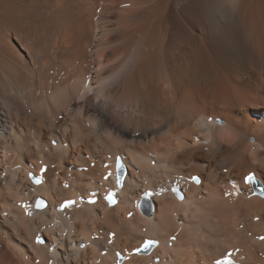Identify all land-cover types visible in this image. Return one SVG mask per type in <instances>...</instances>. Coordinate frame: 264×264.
I'll return each instance as SVG.
<instances>
[{
  "label": "bare ground",
  "instance_id": "1",
  "mask_svg": "<svg viewBox=\"0 0 264 264\" xmlns=\"http://www.w3.org/2000/svg\"><path fill=\"white\" fill-rule=\"evenodd\" d=\"M262 41L264 0H0V264H264Z\"/></svg>",
  "mask_w": 264,
  "mask_h": 264
},
{
  "label": "rangeland",
  "instance_id": "2",
  "mask_svg": "<svg viewBox=\"0 0 264 264\" xmlns=\"http://www.w3.org/2000/svg\"><path fill=\"white\" fill-rule=\"evenodd\" d=\"M261 47L263 48V50H264V41H262V44H261ZM252 67L250 66V68H249V66H248V70H247V68H246V71L248 72V75H246V71H244L243 73H245L244 75H242V74H239V75H237V76H239V80L241 79V77L245 80V79H247L248 77H250L251 76V78L252 79H255V80H257L258 79V72H256V71H254V69L252 68ZM52 70H49L48 72H51ZM253 71V72H252ZM250 72V73H249ZM51 74V73H50ZM250 74V75H249ZM244 76V77H243ZM261 91V92H260ZM259 92H256L255 93V95H254V97L252 96V97H248V100H249V102H250V109H251V111L253 110V111H256L257 109H258V107H262L263 105H264V90H260ZM113 105H114V103H113ZM252 106H254V108H251ZM257 107V108H256ZM250 112V111H249ZM261 112L262 111H260V112H258L257 114H254V115H251V116H249V114L247 113V111L245 112V113H243L242 111H237L236 112V116H241V115H243L244 114V116H246V117H248V118H252L253 120H260L261 119V116L260 117H257L258 115H261ZM175 118H177V115L175 116ZM220 124H224L223 122H219ZM230 124H232V122H230ZM243 141V140H242ZM241 143H243V142H241ZM248 143L251 145V144H253V143H255V137H253V136H248ZM242 145V149H244L245 148V146H243L244 145V143L243 144H241ZM230 147H232V145L230 146ZM244 147V148H243ZM262 148H264V147H262ZM248 154L250 155L252 152H253V150L252 149H248ZM103 157V159H108V156H102ZM86 159H88L87 157H86ZM115 162L116 163H114V167H115V169H116V165H117V170L119 171V170H121L123 173H124V175L126 174V167H125V165H123V163H122V161H121V159H120V157H117L116 159H115ZM204 164V163H203ZM120 166H121V168H120ZM125 168V169H124ZM72 169V168H71ZM70 169V170H71ZM77 171H78V169H77ZM78 172H80V171H78ZM33 177V174L32 173H29L28 174V178L29 179H31ZM193 177H196L197 179H198V183L197 182H193V180H192V182L195 184V186H198V187H201L202 186V182H201V180L199 179V177L196 175H193ZM192 177V178H193ZM256 178L258 177V176H255ZM201 183V184H200ZM251 184V183H250ZM144 185V184H143ZM65 186H68L67 184L65 185ZM251 186H252V190H253V184H251ZM260 186H262V191H260V196H261V198L262 199H264V185L261 183V185ZM138 189H140V188H138ZM142 189V188H141ZM252 194H254V191H252ZM176 198L178 199V200H183L184 199V197L180 194H176ZM41 200V199H40ZM113 205V204H112ZM112 205H110V206H112ZM114 205H115V203H114ZM153 204H151L150 203V206H149V204L147 205V203H145V201L143 200V199H141V202L139 203V206H137V209H138V212L140 213V215H142V216H144V218H150V217H152L153 215H154V206H152ZM154 209V210H153ZM152 213V214H151ZM149 214H151V215H149ZM177 215V214H176ZM3 216H5V215H3ZM180 217H178V215L177 216H175V219H176V222L178 223V225L179 224H181L182 222H181V220L179 219ZM253 220H256V218H254ZM174 239H176V238H174ZM173 239V240H174ZM42 240V239H41ZM170 246L172 245L171 243L169 244ZM119 255V254H118ZM194 257H196L195 255H194ZM154 258H157L156 260H154V262H160L161 261V259L159 258L158 259V257L156 256V257H154ZM164 261V260H163Z\"/></svg>",
  "mask_w": 264,
  "mask_h": 264
},
{
  "label": "snow or ice",
  "instance_id": "3",
  "mask_svg": "<svg viewBox=\"0 0 264 264\" xmlns=\"http://www.w3.org/2000/svg\"><path fill=\"white\" fill-rule=\"evenodd\" d=\"M42 171H44V170H42ZM104 179H108V177L105 176ZM253 179L254 178L251 175H249V176L246 177L245 182L246 183H251L253 181ZM35 182L37 184H39L41 181L37 179ZM193 182H197L198 183L199 181H198V179L196 177H193ZM117 184H120L119 179L117 180ZM92 195H94V193ZM150 196H151V193H147L146 192L144 194L145 200L149 199ZM106 199H107V201H108L109 204H114L115 203L114 194L111 193V192H109L107 194ZM88 202L89 203H95V200L94 199H90ZM74 203H75L74 201H70L69 200V201H67V203L62 204L61 206L66 209L68 207L73 206ZM42 206H43V204H42V201H41V203L38 205V207H42ZM261 239H264V237H261ZM36 242H37V244L42 243V240H41V237L40 236H36ZM216 264H229V262H227V261H224V262L217 261Z\"/></svg>",
  "mask_w": 264,
  "mask_h": 264
},
{
  "label": "water",
  "instance_id": "4",
  "mask_svg": "<svg viewBox=\"0 0 264 264\" xmlns=\"http://www.w3.org/2000/svg\"><path fill=\"white\" fill-rule=\"evenodd\" d=\"M254 183H255V185H256V188H258V184H257V182L255 181Z\"/></svg>",
  "mask_w": 264,
  "mask_h": 264
}]
</instances>
